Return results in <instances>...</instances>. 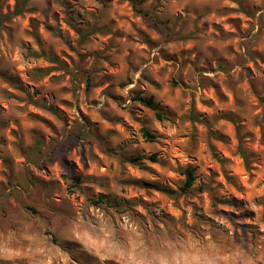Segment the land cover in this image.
<instances>
[{
	"label": "rangeland",
	"instance_id": "rangeland-1",
	"mask_svg": "<svg viewBox=\"0 0 264 264\" xmlns=\"http://www.w3.org/2000/svg\"><path fill=\"white\" fill-rule=\"evenodd\" d=\"M24 2L0 0V264H264V0Z\"/></svg>",
	"mask_w": 264,
	"mask_h": 264
},
{
	"label": "trees",
	"instance_id": "trees-1",
	"mask_svg": "<svg viewBox=\"0 0 264 264\" xmlns=\"http://www.w3.org/2000/svg\"><path fill=\"white\" fill-rule=\"evenodd\" d=\"M132 3H135V0H129ZM25 11V2L24 0H16V7L15 10L13 12V16H20L24 13ZM3 17L0 16V22L2 21ZM138 101H141L143 104H145L147 107L151 108L153 111H155V115L158 119H165V116L163 113H161L160 111H158V106L155 104L154 98L153 97H149V98H136ZM227 120H229L230 122H232L233 124L238 123L237 118L233 117V116H226L225 117ZM238 132L240 130L239 126L237 128ZM144 137L148 140V141H152L155 138V135L152 134L147 128H143L142 130ZM240 152L244 158L245 161V165L246 167H250V162H249V158L246 155V153L244 152V150L242 149V147H240ZM152 159H155V157L153 156ZM186 188H191L193 186V182L195 180L194 177V170L193 169H187L186 172ZM92 204L94 205H106L108 207H112L115 209H118L116 205L112 204L111 202L107 201V199L103 198V197H99L97 199H92Z\"/></svg>",
	"mask_w": 264,
	"mask_h": 264
}]
</instances>
